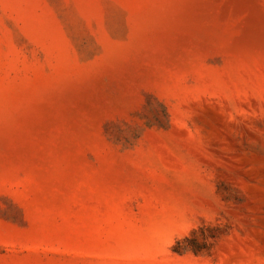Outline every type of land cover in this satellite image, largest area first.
I'll list each match as a JSON object with an SVG mask.
<instances>
[{
    "label": "rangeland",
    "instance_id": "1",
    "mask_svg": "<svg viewBox=\"0 0 264 264\" xmlns=\"http://www.w3.org/2000/svg\"><path fill=\"white\" fill-rule=\"evenodd\" d=\"M0 264H264V0H0Z\"/></svg>",
    "mask_w": 264,
    "mask_h": 264
}]
</instances>
